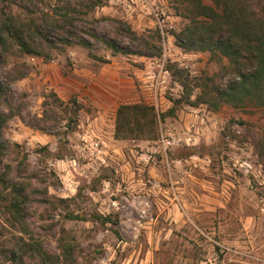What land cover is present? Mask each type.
<instances>
[{"label":"rangeland","instance_id":"1","mask_svg":"<svg viewBox=\"0 0 264 264\" xmlns=\"http://www.w3.org/2000/svg\"><path fill=\"white\" fill-rule=\"evenodd\" d=\"M56 1L16 0L12 9L27 20L31 16L29 10L35 7L33 2L38 9L33 8L32 15L38 17L40 12L53 14ZM69 1L71 7L79 10L69 9L70 16L76 18L75 25L66 27L70 34L64 33L63 40L52 38L53 41L43 45L39 55L16 51L8 55L0 67V74L11 78L12 105L20 112L4 128V138L10 145L7 160L14 164L25 154L28 173L35 176L33 187L46 190L52 198L67 199L64 204L33 201L28 207L29 225L53 253L60 252L58 237L70 242L74 247L72 264H225L223 258L234 251L219 240L207 244V238L202 235L192 237L188 232L190 228L165 223L166 219H178V202L176 211L164 205L170 204L169 198L173 197L171 192L165 196L163 192L171 185L168 165L173 164L169 159L184 160L193 153L209 158L206 171L219 177L204 175L207 172L201 170L205 181L218 186L227 179L235 187L243 188V192H253V199L256 198L262 208L258 207L255 215L264 220V110L223 105L211 111L200 103L216 120L214 133L202 137L195 145L181 143L167 150L168 163L160 155L147 165L133 160L129 169L134 168L140 183L130 186L116 153L107 146L113 143L118 106L151 105L150 95L140 87L141 82L148 80L149 72L156 71L149 58L163 62L171 76L165 94L156 96L157 113L172 107V101L182 96L185 83L193 97L202 84L221 89L234 75L226 67V59L217 62L206 52H184L175 45L172 32L186 22L175 9L176 0ZM203 2L212 4L211 0ZM124 24L137 37L161 46L160 54L137 53L138 40L125 30ZM89 27H93L102 40L88 36L85 30ZM79 40L88 41L90 46L82 45ZM103 40L131 52L113 53ZM177 69L183 70L182 76L174 75ZM117 79L123 95L105 111L103 120L107 125L100 130L94 121L99 123L104 107L98 103L97 96L109 94ZM177 87L176 93L172 91ZM55 98L63 104L55 103ZM189 107L180 103L173 114L158 119L154 139H125L135 140L129 142L134 155L149 152L151 142L163 133L171 130L182 133V121ZM88 127L101 133L104 139L100 151L92 156H84L79 151L81 136ZM13 144H18L19 149ZM242 146H245L243 157L253 164L251 172L245 173L233 165L235 156L242 155L239 150ZM35 196L42 198L41 194ZM242 198L250 201L249 195ZM174 200L176 202V198ZM66 209L82 219H65ZM97 215L117 216L118 225L101 223L96 220ZM49 227L52 228L49 230ZM61 227L64 232L60 231ZM115 229L119 236L113 232ZM181 230L186 233L181 234ZM247 253L253 258V252Z\"/></svg>","mask_w":264,"mask_h":264},{"label":"trees","instance_id":"2","mask_svg":"<svg viewBox=\"0 0 264 264\" xmlns=\"http://www.w3.org/2000/svg\"><path fill=\"white\" fill-rule=\"evenodd\" d=\"M211 2L206 4L203 0H176L175 9L186 22L179 30L172 32V36L175 45L184 52H206L217 62L226 59V67L234 75L232 80L221 89L209 87L206 83L201 86L199 82L200 91L193 97L191 88L185 83L182 96L174 99L172 107L166 112L157 113L153 105L143 103L121 104L116 111L114 138L154 139L158 119L173 114L180 103L193 107L204 103L211 111H217L223 105L264 110V0ZM14 4L16 0H0V67L7 56L16 51L39 55L43 45L53 41L52 38L63 40L64 33L70 34L66 27L75 25L76 21V18L70 16L69 9L79 12L71 7L69 0H58L53 6V14L40 12L38 17H33V8L38 9L33 2L35 7L29 10L31 16L24 20L13 13ZM124 26L138 40L137 53L144 56L160 54L161 46L144 37H137L127 24ZM85 33L94 39H101L93 27L87 28ZM103 41L113 53L131 52L121 49L110 40ZM79 42L86 47L90 46L86 40ZM176 74L182 76L183 70H175ZM10 79L0 74V264H72L75 261L74 247L70 242L58 237L60 252L53 253L45 247L43 239L27 221L28 207L33 201L64 204L67 199L52 198L46 190L33 187L35 176L28 173L25 154L14 164L7 160L10 145L4 138V128L12 117L20 115L12 105L14 96ZM55 103L63 104L58 98H55ZM73 111L75 115L76 110ZM13 146L19 149L18 144ZM37 194H41L42 198H37ZM64 218L82 219L68 209ZM96 220L118 225L117 216L97 215ZM60 229L61 232L65 231L62 227ZM113 232L119 236L117 229Z\"/></svg>","mask_w":264,"mask_h":264},{"label":"crops","instance_id":"3","mask_svg":"<svg viewBox=\"0 0 264 264\" xmlns=\"http://www.w3.org/2000/svg\"><path fill=\"white\" fill-rule=\"evenodd\" d=\"M114 82H116L115 86L111 88L109 94L101 93L97 96L98 103L104 107L103 113L98 117L99 123L94 121L95 125H99L100 130H104L103 126L107 125L103 120L105 111L123 95L118 79ZM197 107L191 106L185 113L184 121H182L183 131L179 134L180 136H183L187 123L194 119L193 113L198 110ZM173 131L178 134V130ZM113 133L114 130L112 132L113 143H110L107 149L111 148V151L116 153L114 155L118 164L125 170L130 186H135L136 183H140V178L136 176L134 168L131 171L129 169L133 160L137 162V157L129 143L135 140L116 139ZM160 156L162 160L167 163L170 161L173 164V167L168 165V180L171 185L163 190L164 196L171 192L173 197L169 198L170 204L169 202L164 203L165 208L176 211L178 202V219H166L165 223H174L178 227L190 228L188 232L192 237L196 238L202 235L207 238V244L209 241L219 240L228 249L234 251L232 255L227 253L228 255L226 254L227 256L223 258L225 264H264V220L260 215H255V211L261 208V205L256 198L253 199L254 193L243 192V188L235 187L227 179H224L218 186L208 184L205 177H202L199 172L202 170L204 173L208 168L188 167L187 162L190 157H198L199 160L203 158L198 154H190L184 160L178 159V157L170 158L169 161L167 153L160 154ZM125 159L129 161H125ZM209 174L211 173L207 172L204 175ZM236 195L239 196L236 198L234 197ZM242 195L245 198L249 195L250 201L247 202L242 198ZM175 198L176 202L173 201ZM171 204L173 205L169 208ZM220 212H223L224 215L221 216ZM180 232L181 234L186 233L183 230ZM250 251L254 254L253 258L248 256L247 252Z\"/></svg>","mask_w":264,"mask_h":264},{"label":"built area","instance_id":"4","mask_svg":"<svg viewBox=\"0 0 264 264\" xmlns=\"http://www.w3.org/2000/svg\"><path fill=\"white\" fill-rule=\"evenodd\" d=\"M153 69L149 72L148 80L141 82L140 87L145 93L150 95L149 103L153 105L155 110L159 111V104L157 102V94H165V90L168 87L171 76L169 70L164 66L163 62L158 61L156 58H149ZM179 87V85H178ZM178 87L172 91H178ZM197 107V106H196ZM195 107V108H196ZM198 110L195 111L194 119L187 123L183 136H180L175 131L171 130L165 134H161L155 141L151 142L150 150L147 153L137 155V163L141 165H147L150 161L154 160L156 155L166 154L167 150L174 148L181 143L186 146H192L199 142L202 137L212 135L215 130L216 120L203 105H198ZM89 131V133H88ZM80 152L84 156H92L95 152H99L102 144H104L103 135L99 132H95L93 129L87 130L81 136ZM245 146L239 148L241 156H235L233 159V165H237L243 172H251L253 164L243 157ZM239 155V154H238ZM189 168L203 169L210 163L209 158L190 157L188 160Z\"/></svg>","mask_w":264,"mask_h":264}]
</instances>
